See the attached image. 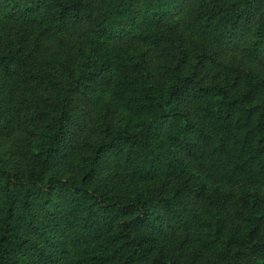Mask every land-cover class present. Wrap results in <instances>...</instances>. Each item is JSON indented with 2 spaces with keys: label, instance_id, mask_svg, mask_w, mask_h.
I'll use <instances>...</instances> for the list:
<instances>
[{
  "label": "trees",
  "instance_id": "1",
  "mask_svg": "<svg viewBox=\"0 0 264 264\" xmlns=\"http://www.w3.org/2000/svg\"><path fill=\"white\" fill-rule=\"evenodd\" d=\"M0 264H264V0H0Z\"/></svg>",
  "mask_w": 264,
  "mask_h": 264
}]
</instances>
